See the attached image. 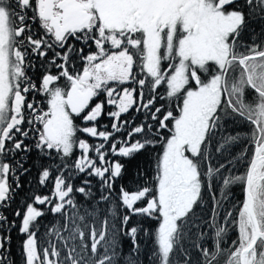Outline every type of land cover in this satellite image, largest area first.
I'll list each match as a JSON object with an SVG mask.
<instances>
[{
    "label": "snow or ice",
    "instance_id": "snow-or-ice-1",
    "mask_svg": "<svg viewBox=\"0 0 264 264\" xmlns=\"http://www.w3.org/2000/svg\"><path fill=\"white\" fill-rule=\"evenodd\" d=\"M13 229L21 264H264V0H0V264Z\"/></svg>",
    "mask_w": 264,
    "mask_h": 264
},
{
    "label": "trees",
    "instance_id": "trees-1",
    "mask_svg": "<svg viewBox=\"0 0 264 264\" xmlns=\"http://www.w3.org/2000/svg\"><path fill=\"white\" fill-rule=\"evenodd\" d=\"M87 51V50H86ZM75 64H76V67L79 68L80 67V64H81V61L79 60H76L75 61ZM102 98V97H101ZM107 122V121H105ZM79 123V121H78ZM243 127V126H241ZM229 130L230 131H233V126L232 125H229ZM233 134H234V131H233ZM244 133H242L243 135ZM143 168L147 169L149 174H151V164L149 163V159L147 157V155L145 156H141L138 158V161H137ZM133 163H136V162H133ZM129 167L131 168L132 165H129ZM239 171H243V168L241 167L239 169ZM31 179V178H30ZM77 184L80 183L79 180L76 181ZM95 184V182H94ZM30 187L29 185H25V191L27 190V188ZM42 191H45L47 192V189H43ZM233 196H234V199L236 202H238L241 198H242V192L240 190V187L239 186H235L234 189H233ZM23 197H24V194L22 193L19 197H17V203H13L11 208L9 209H6V210H2L5 212V214L8 216L9 220H13V219H16L14 216H13V211L18 208L20 206V201L23 200ZM84 207L87 208V204L85 203L84 204ZM45 223H47L48 221L52 220V216L51 215H48V216H45V217H42L41 218ZM16 223L19 224V220L16 219ZM155 221H148L146 223V227H152L155 225ZM41 231H43V229H41ZM11 235V242H10V248H11V253H12V257L15 259L16 261V264H21V257H20V242L21 240L23 239V237H21L15 229H13L10 233ZM233 236L234 238V233L233 234H230ZM129 242L128 241H125V250H127V244ZM144 260H145V264H147V257L145 256L144 257ZM220 264H223V260H221Z\"/></svg>",
    "mask_w": 264,
    "mask_h": 264
}]
</instances>
